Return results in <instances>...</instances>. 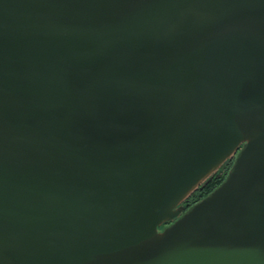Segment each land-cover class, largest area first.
I'll list each match as a JSON object with an SVG mask.
<instances>
[{
	"label": "water",
	"instance_id": "95a60500",
	"mask_svg": "<svg viewBox=\"0 0 264 264\" xmlns=\"http://www.w3.org/2000/svg\"><path fill=\"white\" fill-rule=\"evenodd\" d=\"M0 264H264V0H0Z\"/></svg>",
	"mask_w": 264,
	"mask_h": 264
},
{
	"label": "trees",
	"instance_id": "16d2710c",
	"mask_svg": "<svg viewBox=\"0 0 264 264\" xmlns=\"http://www.w3.org/2000/svg\"><path fill=\"white\" fill-rule=\"evenodd\" d=\"M232 163H229L225 170L219 171L217 174L208 179L196 192H194L183 204L182 208L187 210L190 206L201 200L203 197L211 193L226 178Z\"/></svg>",
	"mask_w": 264,
	"mask_h": 264
},
{
	"label": "rangeland",
	"instance_id": "374dc122",
	"mask_svg": "<svg viewBox=\"0 0 264 264\" xmlns=\"http://www.w3.org/2000/svg\"><path fill=\"white\" fill-rule=\"evenodd\" d=\"M233 162H234V160H232V161H226V162L222 165V167L218 170V172H219V171H222V170H225L226 167L229 166L228 164H229V163H232V164H233ZM232 164H231V167H232ZM231 167H230V169H231ZM230 169H229V170H230ZM218 172H217V173H218ZM217 173H216V174H217ZM214 175H215V174H214ZM214 175H213V176H214ZM210 178H211V177H210ZM210 178H209V179H210ZM204 184H205V183H204ZM204 184H203V185H204ZM201 186H202V185H201ZM199 188H200V187H199ZM183 203H184V202H183ZM180 207L182 208V205H181ZM182 209H183V208H182ZM183 210H184V209H183Z\"/></svg>",
	"mask_w": 264,
	"mask_h": 264
}]
</instances>
